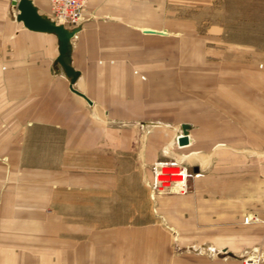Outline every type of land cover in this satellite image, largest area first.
Instances as JSON below:
<instances>
[{
	"label": "crops",
	"instance_id": "obj_1",
	"mask_svg": "<svg viewBox=\"0 0 264 264\" xmlns=\"http://www.w3.org/2000/svg\"><path fill=\"white\" fill-rule=\"evenodd\" d=\"M29 1L50 20L47 0ZM211 8L86 0L82 22L64 27L71 82L56 36L26 29L0 0V264L264 256V81L213 57ZM173 128L191 142L173 145ZM176 157L189 158L190 191L152 193L150 165ZM202 242L230 257L174 251Z\"/></svg>",
	"mask_w": 264,
	"mask_h": 264
},
{
	"label": "rangeland",
	"instance_id": "obj_2",
	"mask_svg": "<svg viewBox=\"0 0 264 264\" xmlns=\"http://www.w3.org/2000/svg\"><path fill=\"white\" fill-rule=\"evenodd\" d=\"M206 17L214 26L213 31L211 30L214 43L211 45L217 50V54L213 57L222 56L224 59L228 58L232 65L244 66L243 80L246 83L264 81V69L259 68L264 61V0H212V8L207 12ZM175 129L173 128L174 131ZM174 140L175 137H172L171 141ZM189 142L191 139L188 137L186 145ZM188 159L182 160L181 157H176L175 161L184 166V163H188ZM189 191L187 183L186 193ZM211 247L209 243L202 242L181 249L174 247V251L180 256L190 255L205 259L230 257L226 253L214 255L215 249L210 250ZM251 248L256 247L246 248L233 257L239 259L243 251Z\"/></svg>",
	"mask_w": 264,
	"mask_h": 264
},
{
	"label": "built area",
	"instance_id": "obj_3",
	"mask_svg": "<svg viewBox=\"0 0 264 264\" xmlns=\"http://www.w3.org/2000/svg\"><path fill=\"white\" fill-rule=\"evenodd\" d=\"M86 0H47L51 22L65 26L76 27L82 22L83 9ZM180 133V134H178ZM177 134V135H176ZM173 137L172 144L178 146V140L188 136L178 131ZM191 174L179 162L175 160L156 161L150 165L149 189L154 194L171 193L181 195L187 192V181ZM252 216H245L243 224L253 221ZM221 252V253H220ZM223 250H213L214 255L225 254ZM240 264L264 263L263 254L257 248H251L242 252L239 257Z\"/></svg>",
	"mask_w": 264,
	"mask_h": 264
},
{
	"label": "water",
	"instance_id": "obj_4",
	"mask_svg": "<svg viewBox=\"0 0 264 264\" xmlns=\"http://www.w3.org/2000/svg\"><path fill=\"white\" fill-rule=\"evenodd\" d=\"M12 4L18 11L16 20L22 22L26 29L32 31L49 32L56 36L58 41V57L56 61L62 67L65 75L70 78L71 82H73L75 74L65 63L68 40L72 32H68L61 25H55L54 23L38 15L29 0H12ZM178 144L180 146L185 145L186 139H179Z\"/></svg>",
	"mask_w": 264,
	"mask_h": 264
},
{
	"label": "bare ground",
	"instance_id": "obj_5",
	"mask_svg": "<svg viewBox=\"0 0 264 264\" xmlns=\"http://www.w3.org/2000/svg\"><path fill=\"white\" fill-rule=\"evenodd\" d=\"M48 20V19H47ZM48 21H50V20H48ZM51 22V21H50ZM53 23V22H52ZM55 24V23H54ZM55 25H58V24H55ZM178 134H180V133H178ZM177 135V134H176ZM209 248V247H208ZM213 249V248H212ZM211 248H210V250H212ZM221 250V249H220ZM221 253V252H220ZM263 259H264V257H263Z\"/></svg>",
	"mask_w": 264,
	"mask_h": 264
}]
</instances>
